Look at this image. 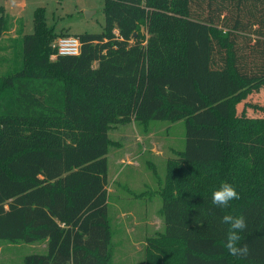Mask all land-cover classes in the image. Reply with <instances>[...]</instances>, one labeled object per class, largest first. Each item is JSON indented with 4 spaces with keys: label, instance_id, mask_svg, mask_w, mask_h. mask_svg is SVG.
Masks as SVG:
<instances>
[{
    "label": "trees",
    "instance_id": "obj_1",
    "mask_svg": "<svg viewBox=\"0 0 264 264\" xmlns=\"http://www.w3.org/2000/svg\"><path fill=\"white\" fill-rule=\"evenodd\" d=\"M104 11L102 31L76 33L79 54L57 53L54 39L73 33L43 7L13 37L0 73V238L46 241L22 264H112L109 131L183 118L145 264H264V115L238 112L264 85V0H105ZM222 182L240 196L226 208L212 203ZM227 214L246 217V258L227 252Z\"/></svg>",
    "mask_w": 264,
    "mask_h": 264
},
{
    "label": "rangeland",
    "instance_id": "obj_2",
    "mask_svg": "<svg viewBox=\"0 0 264 264\" xmlns=\"http://www.w3.org/2000/svg\"><path fill=\"white\" fill-rule=\"evenodd\" d=\"M104 1L0 0V14L5 13L8 20L7 29L0 35V73L11 66L13 37L22 22L25 31L33 30L37 7L44 8L46 21L62 33L100 32L106 19ZM244 108L249 115H264V85L239 102L238 112ZM109 134L114 141L108 152L107 183L114 230L112 264H145L147 238L165 229L160 189L168 159L186 145L185 119H132L113 124ZM143 191V195L137 194ZM46 250L48 245L43 239L0 238V264H22L26 254Z\"/></svg>",
    "mask_w": 264,
    "mask_h": 264
},
{
    "label": "clouds",
    "instance_id": "obj_3",
    "mask_svg": "<svg viewBox=\"0 0 264 264\" xmlns=\"http://www.w3.org/2000/svg\"><path fill=\"white\" fill-rule=\"evenodd\" d=\"M238 199L240 196L235 186L228 182H222L221 186L212 193V203L220 208H226L232 200ZM222 223L229 225L225 244L228 254L238 259L248 257L250 255L248 244L240 243V233L247 229L246 217L227 214L222 217Z\"/></svg>",
    "mask_w": 264,
    "mask_h": 264
},
{
    "label": "built area",
    "instance_id": "obj_4",
    "mask_svg": "<svg viewBox=\"0 0 264 264\" xmlns=\"http://www.w3.org/2000/svg\"><path fill=\"white\" fill-rule=\"evenodd\" d=\"M53 46L58 54H79L81 40L76 34L60 35L54 40Z\"/></svg>",
    "mask_w": 264,
    "mask_h": 264
},
{
    "label": "crops",
    "instance_id": "obj_5",
    "mask_svg": "<svg viewBox=\"0 0 264 264\" xmlns=\"http://www.w3.org/2000/svg\"><path fill=\"white\" fill-rule=\"evenodd\" d=\"M20 25H21V24H20ZM20 27H23V30L25 29V28H24V23H23V22H22V25L19 26V28H20ZM25 30H26V29H25ZM25 30H24V31H25Z\"/></svg>",
    "mask_w": 264,
    "mask_h": 264
}]
</instances>
